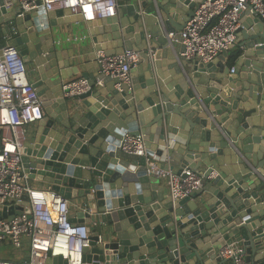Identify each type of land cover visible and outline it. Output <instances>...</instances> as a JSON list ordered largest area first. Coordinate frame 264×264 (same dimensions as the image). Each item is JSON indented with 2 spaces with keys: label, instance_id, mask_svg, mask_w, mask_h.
<instances>
[{
  "label": "water",
  "instance_id": "95a60500",
  "mask_svg": "<svg viewBox=\"0 0 264 264\" xmlns=\"http://www.w3.org/2000/svg\"><path fill=\"white\" fill-rule=\"evenodd\" d=\"M203 1L130 0L100 21L105 43L116 45L95 48L96 62L99 51L140 54L128 85L86 75L74 64L83 50L69 56L55 48L64 27L79 31L81 16L39 9L19 17L18 7L7 10L0 0V18L8 15L0 26L16 27L12 45L45 113L22 164L31 180L81 201L73 223H96L83 264H235L220 255L227 246L242 251L244 264H264V18L248 6L229 50L209 63L188 60L180 33ZM75 77L90 90L67 98L64 85ZM126 135L144 137L145 156L121 150ZM152 165L200 172L202 187L174 201ZM23 200L0 219L21 215Z\"/></svg>",
  "mask_w": 264,
  "mask_h": 264
},
{
  "label": "built area",
  "instance_id": "2783aa9c",
  "mask_svg": "<svg viewBox=\"0 0 264 264\" xmlns=\"http://www.w3.org/2000/svg\"><path fill=\"white\" fill-rule=\"evenodd\" d=\"M2 1L7 10L18 7L19 17L44 9L47 13L68 11L71 16H81L85 22L114 18L119 8V0ZM248 6L264 18V0H204L180 33L185 47L183 56L209 63L229 50L237 41L241 15ZM5 26H0V211L5 207L23 206L25 196L28 200L21 215L11 221L0 219V247L6 244L15 250L10 258L0 256V264H47L59 257L67 264H83V250L91 236L88 228L96 227V223H73L69 201L51 190L33 187L22 164L27 127L43 120L45 113L30 81L28 66L12 45L18 36L17 29L10 23L7 33ZM96 59L100 74L130 85L131 72L139 64L140 54L129 51L108 56L105 51H99ZM89 90L84 79L64 85L67 98L81 96ZM120 148L130 155H146L142 135H126ZM150 172L166 182L174 201L199 190L204 178L202 173L193 170L176 175L153 166ZM241 253L237 247L227 246L220 255L226 260L233 259L235 264H244Z\"/></svg>",
  "mask_w": 264,
  "mask_h": 264
},
{
  "label": "crops",
  "instance_id": "0c3cea01",
  "mask_svg": "<svg viewBox=\"0 0 264 264\" xmlns=\"http://www.w3.org/2000/svg\"><path fill=\"white\" fill-rule=\"evenodd\" d=\"M130 0H119V8L121 6H126ZM17 8V7H16ZM118 8V10H119ZM8 15H4V18H7ZM2 18V17H1ZM0 18V20H1ZM65 18H69L70 21H75L78 16H66ZM127 20V18H125ZM64 21L62 19L60 22ZM90 23V26L92 27L91 29L87 24ZM76 28H79V31L76 33L74 31V28L71 26L64 27L62 31V35L54 42V46L57 50L61 52H65L69 54V56L73 55L74 53H77V51L83 50L84 54L83 57L79 62H74V64H81V66L84 69V72L87 74H91L94 77L100 76V70L98 68V64L95 61L94 58V53H95V48H100L101 46L106 47H114V44L116 43H105V40L108 38L106 35L103 33V29L101 27V22L100 21H89L85 22L83 21L82 23H77ZM94 38L97 41V44L94 43ZM101 41V42H100ZM103 42V43H102ZM109 44V45H108ZM77 61V60H76ZM72 63V62H71ZM233 65V64H232ZM79 74H81V71H77ZM137 76L140 77V74L137 73ZM30 77V74H29ZM74 79H82L81 77H75ZM72 79V80H74ZM133 79V77H132ZM135 79V78H134ZM31 81V77H30ZM32 83V81H31ZM37 124L31 125L27 127V137L29 138L30 135L33 133L35 130ZM27 138V141H28ZM216 176V175H215ZM33 187L38 188V189H43V190H51L50 187L44 183H41L36 180H31L30 182ZM161 188H166L168 189L166 182L163 180L161 183ZM70 204V211H71V219L72 220H80L78 218V214H80L83 210L84 207L81 206V201H73L69 202ZM80 221H78L79 223ZM97 227V226H96Z\"/></svg>",
  "mask_w": 264,
  "mask_h": 264
},
{
  "label": "rangeland",
  "instance_id": "374dc122",
  "mask_svg": "<svg viewBox=\"0 0 264 264\" xmlns=\"http://www.w3.org/2000/svg\"><path fill=\"white\" fill-rule=\"evenodd\" d=\"M97 228V227H96ZM14 249H12L10 246L4 244L0 247V256L2 258H10L12 257L14 253Z\"/></svg>",
  "mask_w": 264,
  "mask_h": 264
}]
</instances>
